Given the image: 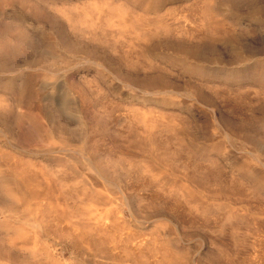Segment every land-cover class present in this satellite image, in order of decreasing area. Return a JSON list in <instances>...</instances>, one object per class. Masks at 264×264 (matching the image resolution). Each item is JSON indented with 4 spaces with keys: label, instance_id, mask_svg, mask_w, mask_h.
Wrapping results in <instances>:
<instances>
[{
    "label": "rangeland",
    "instance_id": "1",
    "mask_svg": "<svg viewBox=\"0 0 264 264\" xmlns=\"http://www.w3.org/2000/svg\"><path fill=\"white\" fill-rule=\"evenodd\" d=\"M0 264H264V0H0Z\"/></svg>",
    "mask_w": 264,
    "mask_h": 264
}]
</instances>
